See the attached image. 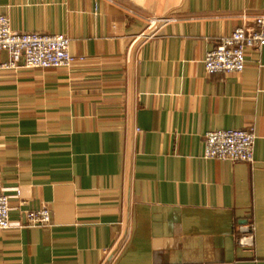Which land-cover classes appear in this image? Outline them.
<instances>
[{
    "label": "crops",
    "instance_id": "obj_1",
    "mask_svg": "<svg viewBox=\"0 0 264 264\" xmlns=\"http://www.w3.org/2000/svg\"><path fill=\"white\" fill-rule=\"evenodd\" d=\"M0 13L85 58L0 71V193L14 222L52 213L0 230V264H264V47L240 73L204 65L264 0H0ZM229 128L254 129L253 163L204 156L207 132ZM248 220L251 247L237 241Z\"/></svg>",
    "mask_w": 264,
    "mask_h": 264
},
{
    "label": "built area",
    "instance_id": "obj_2",
    "mask_svg": "<svg viewBox=\"0 0 264 264\" xmlns=\"http://www.w3.org/2000/svg\"><path fill=\"white\" fill-rule=\"evenodd\" d=\"M243 23L233 32L219 39L217 46L207 51L204 65L208 74L225 75L240 73L246 66V51L264 47V14L256 15L248 22L243 15ZM6 50L11 59L0 62V71L16 70L23 63L29 68H68L77 60L71 50V38L65 33H43L17 31L11 26L8 15L0 13V51ZM256 134L253 128H229L210 130L205 138L204 156L222 160H255ZM22 197V190H17ZM11 197L0 193V230L10 227H38L51 224L52 213L47 205L37 210H27L23 221L11 219ZM237 241L242 246L251 247L256 233L255 223L248 220L239 226Z\"/></svg>",
    "mask_w": 264,
    "mask_h": 264
}]
</instances>
